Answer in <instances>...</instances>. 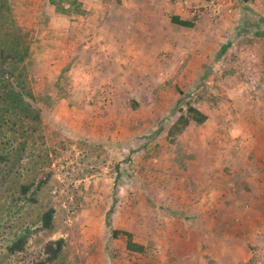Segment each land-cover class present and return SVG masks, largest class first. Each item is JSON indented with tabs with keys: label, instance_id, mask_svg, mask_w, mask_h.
<instances>
[{
	"label": "rangeland",
	"instance_id": "obj_1",
	"mask_svg": "<svg viewBox=\"0 0 264 264\" xmlns=\"http://www.w3.org/2000/svg\"><path fill=\"white\" fill-rule=\"evenodd\" d=\"M208 1L197 6L201 8L199 17L191 15L189 8L196 6L191 2L181 0L178 6L193 23L192 28L185 29L190 71L182 75L184 63L164 52L159 57L170 61V74L174 73L170 87L156 81L134 87L115 86L112 90L103 84L94 86L102 92L89 93L99 98L95 104L88 103L90 107L96 105L97 111L85 109L92 117L91 128L84 126L83 131L76 132L72 130V116L61 120L55 108L61 99L70 108L72 85L83 81V72L105 74L101 61L88 59L97 51V20L109 12L118 14V0H80L83 11L70 15L59 12L50 0H10L19 23L31 30L27 63L44 112L41 136L28 159L32 162L22 170L18 181H30L34 166L52 171V176L35 204L19 201V208L11 209V194L0 197V264H23L42 251L47 241L59 237L67 242L61 264H163L156 258L161 253L153 229L158 227L156 220L167 217L164 210L172 206L166 197L169 184L156 188L154 180L160 174H175L165 170L168 161L189 173L191 157L204 148L195 145L196 152L190 153L187 145H207L217 139L220 146L230 144L248 156L261 157L254 129L264 128V37L245 33L264 30V22L255 20L258 16L248 9L249 20L241 23L237 18L242 10L236 15V8L228 0ZM212 4H222L221 10L216 11ZM225 46L229 48L218 59L217 52ZM203 69L207 77L200 79ZM165 74L160 71L158 77ZM178 76L180 79L174 81ZM94 88L85 89L81 84L78 90L84 94ZM182 98L210 119L204 124L192 121L183 132L171 135L170 129L186 110V105L182 109ZM159 123L164 130L156 136L154 130ZM225 188L226 193H238L240 184ZM186 191L182 190L185 197ZM248 192L254 200L246 208L247 212L254 208L250 219L253 223L260 216L264 220V197L260 199L251 186ZM188 194L191 200L182 204L183 210L187 207L186 218L196 223L200 216L191 212L201 206V199L192 190ZM50 207L56 210L54 227L34 233L24 253L10 254L7 246L15 234L26 227L40 226L42 213ZM114 228L131 232L145 251L127 250L124 235L111 236ZM252 248L255 253L262 250L263 261L256 264H264V247Z\"/></svg>",
	"mask_w": 264,
	"mask_h": 264
},
{
	"label": "crops",
	"instance_id": "obj_2",
	"mask_svg": "<svg viewBox=\"0 0 264 264\" xmlns=\"http://www.w3.org/2000/svg\"><path fill=\"white\" fill-rule=\"evenodd\" d=\"M180 1L118 0L117 3L120 5H118V14L109 12L102 15L97 20L100 32L96 37V56L91 55L93 60H88L101 61L105 74L102 76L95 74L94 71L83 72L81 78L83 81L74 82L72 85L70 108L65 106V99H61L55 108L58 117L61 120H67L72 116V125L75 126H72V130L76 132L83 131L84 126L91 128L89 125L92 117L85 113V109L97 111L96 105L90 107L88 103L92 101L95 104L99 98L97 94L92 93L90 96L89 93L102 92L94 88V86L100 87L101 84L111 90L115 86L134 87L141 82L152 84L154 81L162 87H170L174 73L170 74L171 63L169 60H161L159 57L161 53L179 57L177 61L184 63L181 69L182 75L185 71H190L189 53L184 47L187 45L185 43L188 38L185 29L192 28L193 25L186 27L172 20L174 16H177L182 20L190 21L186 16L188 13L179 10ZM186 1L196 6L209 2L208 0ZM228 1L231 7L236 8L234 9L236 15L239 14L238 10H242L243 14L240 12L237 18L241 23L249 20L248 9L252 10L254 17L258 16L255 20L264 22V0H253L247 3L242 0ZM130 6L131 10H129ZM257 33L258 31L245 34L260 36ZM226 47L217 52L218 59L224 55L228 49ZM176 68L179 67L176 66ZM160 71L167 74L158 77ZM199 77L200 79L207 77V72L203 69ZM179 79L178 76L174 81ZM81 84L85 89L89 87L94 89L83 94L78 90ZM106 95L110 98V91ZM67 103H70V99H67ZM209 119L208 116L207 120ZM163 130L164 126L159 123L155 126L154 135H159ZM254 132L258 137L257 144L261 157L255 154H252L253 157L248 156L246 152L243 153L242 150L233 148L230 144L220 146L218 139L214 143L212 140L207 145L196 143L192 146L190 144L187 145L190 153L195 151V145L204 149L203 152H194L188 165L189 173L168 161L169 164H166L165 170L175 174H160L155 178L156 188L162 184H169L166 197L170 199L168 202L172 206L164 210L167 216L165 220L155 221L158 227L153 229V239L156 244L158 243L161 253L156 257L158 261L163 264L262 263L263 259L259 253L262 250L259 249L260 251L255 253L252 245L264 247V220L260 216L258 221L253 223L249 215L254 208L250 207L252 210L246 211L249 203L254 201L248 192L250 186L254 188L260 199L263 200L264 197V128H255ZM191 134L197 139L195 133ZM220 143H222L221 139ZM254 151L258 152L257 149ZM251 182L252 184H249ZM234 183L240 184V191L234 194L226 193L225 187ZM246 183L249 186L243 185ZM185 188L187 189L186 197L182 194ZM168 189H171V192ZM188 190L198 193L202 203L191 212L200 216L196 223H189L191 218H186L189 215V212H186L187 207L183 210L182 204H188L191 200ZM158 216H162V213L158 212Z\"/></svg>",
	"mask_w": 264,
	"mask_h": 264
},
{
	"label": "trees",
	"instance_id": "obj_3",
	"mask_svg": "<svg viewBox=\"0 0 264 264\" xmlns=\"http://www.w3.org/2000/svg\"><path fill=\"white\" fill-rule=\"evenodd\" d=\"M242 1L247 3L253 0ZM50 2L64 14H78L83 11L80 0ZM12 6L10 0H0V197L10 193L12 202L9 206L14 209L19 208V201L24 205L37 203L38 194L49 182L52 171L34 166L35 170L34 167L31 168L34 175L30 181H18L22 170L32 162H28V159L43 129L44 112L30 80L27 63L31 55V30L19 23ZM172 20L186 27L193 25L192 22L177 16ZM257 35H264V30L258 31ZM180 102L182 109L183 105H186V110H183L173 124L169 131L171 135L183 132L192 121L201 124L208 119L204 111L185 101V98ZM55 212L54 207L48 208L40 217V226L35 229L26 227L16 233L7 246L9 253H24L34 233L39 230H51L54 227ZM120 234L125 235L128 250L145 251L146 247L136 242L131 232L111 229L113 238H118ZM66 245L64 237L51 239L45 243L42 251L25 260L23 264H61L65 257Z\"/></svg>",
	"mask_w": 264,
	"mask_h": 264
},
{
	"label": "built area",
	"instance_id": "obj_4",
	"mask_svg": "<svg viewBox=\"0 0 264 264\" xmlns=\"http://www.w3.org/2000/svg\"><path fill=\"white\" fill-rule=\"evenodd\" d=\"M214 6L215 10L216 11H220L221 10V7H222V4H216V5H210V7ZM189 8V6H187ZM200 10L201 8L197 7V6H192L189 8V11L191 13V15L193 17H199L200 15Z\"/></svg>",
	"mask_w": 264,
	"mask_h": 264
}]
</instances>
